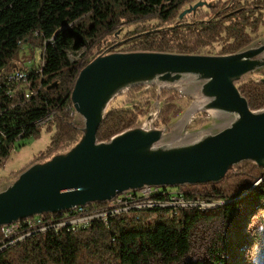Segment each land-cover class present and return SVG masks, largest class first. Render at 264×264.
I'll list each match as a JSON object with an SVG mask.
<instances>
[{
    "label": "trees",
    "instance_id": "trees-1",
    "mask_svg": "<svg viewBox=\"0 0 264 264\" xmlns=\"http://www.w3.org/2000/svg\"><path fill=\"white\" fill-rule=\"evenodd\" d=\"M194 1L0 0V157L8 156L7 143L32 135L42 121L48 128L53 126L51 144L16 173L69 150L79 141L82 124L74 121L69 93L80 69L99 55L125 51L197 54L214 43L221 45L219 54H231L254 40L257 25L250 22L251 14L264 8V0L229 10L224 6L220 11L211 10V14L199 7L184 9ZM153 16L159 21L150 25L145 20ZM31 39L41 48L43 66L41 71L37 66L27 75L33 94L26 97L24 85L17 83L13 91L14 87L5 85L2 77L11 71L8 65L20 45ZM82 47L85 51L72 60L70 53ZM235 84L250 110L264 108V78L238 80ZM182 97L177 90L157 91L152 85L128 87L109 101L96 132L97 141H109L115 134L140 124L155 100L163 103L155 125H167L178 113L173 101ZM119 98H123L121 102ZM263 173L264 167L244 160L220 181L208 183L215 192L225 188L237 193ZM163 194L159 190L154 195L165 199ZM230 194L226 197L233 198ZM242 198L214 207L211 213L198 207L139 208L145 210L141 215L115 213L106 223L93 219L78 230L51 228L34 232L1 249L0 264H226L218 252L207 262L190 261L187 255L194 243L193 231L203 218L215 215L221 223H234L243 200H264V182ZM260 202L248 224L255 236L264 233ZM157 209H172L174 213L167 218L160 216L159 221L157 216L150 220L145 215ZM42 215L60 219L59 213ZM3 236L0 227V241ZM241 246L236 242L233 250Z\"/></svg>",
    "mask_w": 264,
    "mask_h": 264
},
{
    "label": "water",
    "instance_id": "water-1",
    "mask_svg": "<svg viewBox=\"0 0 264 264\" xmlns=\"http://www.w3.org/2000/svg\"><path fill=\"white\" fill-rule=\"evenodd\" d=\"M263 51L264 43L223 55L125 51L95 57L80 69L69 93L74 111L83 119L79 141L30 165L0 190V227L45 212L109 200L143 185L217 182L244 160L264 167V108L250 110L235 84L264 63L256 58ZM184 73L205 78L206 107L236 112V121L180 147H158L161 130L143 127L97 141V129L114 96L134 85L156 78L175 80Z\"/></svg>",
    "mask_w": 264,
    "mask_h": 264
},
{
    "label": "rangeland",
    "instance_id": "rangeland-1",
    "mask_svg": "<svg viewBox=\"0 0 264 264\" xmlns=\"http://www.w3.org/2000/svg\"><path fill=\"white\" fill-rule=\"evenodd\" d=\"M253 1L260 0H195L192 5H185L184 9L187 10L193 5H197L193 7H199L211 14V10L220 11L224 6L227 7V10L231 9L233 6L240 8L249 5ZM145 21H148V24L152 25L153 22H158L159 20L153 16ZM251 21H255L257 25L256 33L252 34L254 40L239 51L248 48H257L264 43V8L255 10L251 14L250 22ZM220 49L221 45L219 43H214L211 46L203 48V51L197 54L223 55L219 54ZM84 51L85 48L82 47L79 51L70 53V58L75 60ZM40 57L41 48L31 39L20 45L19 49L14 53L8 67L10 69L20 67L26 68V66L29 65V68L33 69L39 64ZM256 58L264 62V51L258 54ZM248 78H264V63L253 71L243 75L240 80ZM205 82L206 79L199 74L184 73L175 80L169 79L162 81L157 79L153 82L144 83L147 87L151 85L156 86L157 91L160 88L177 90L183 97L173 101L174 108L178 109V113L171 118L167 125H155L159 109L163 105L162 102L155 100L151 102L150 108L144 119L135 127L160 129L161 137L157 146L166 149L193 144L230 126L236 121L238 114L232 111L225 112L218 109L207 108L206 106L209 98L202 93V87ZM121 100L120 98L118 99L120 102ZM74 121L81 123L83 126V119L77 112H75ZM52 127V124L50 128H48L46 122L40 123L37 125V129L32 135L17 140L13 144L7 143L10 152L8 156L4 158L0 157V190L10 185L22 171L19 173L16 172L32 162L38 153L45 151L50 146L53 133ZM263 182L264 173L258 176L249 187L239 190L237 193H231L225 188L219 192H215L210 188L211 184L208 182L166 187L159 186V190L162 192L165 191L166 194H163V196L166 198L162 200H167L170 206L184 207V204H181L182 202L173 198L177 195L178 198H181L183 195V200L192 201V204L194 203L192 207H198L206 213H211L214 207L223 205L226 202L240 200L249 190L261 185ZM229 194L234 197L227 198L226 196ZM259 202L261 203L260 211H264V200L252 202L243 200L239 206L240 216L234 223H221L219 216L215 215L203 218L193 231L192 240L194 243H192V248L187 258L190 259V261L196 259H205L206 261L210 256L215 257V255H218L215 254L218 252L221 259L226 264H264V233L255 236L254 229L248 226L249 221H251L250 217L252 213L256 211V206ZM200 203L203 205H200ZM144 211V209L133 210L131 214L141 215ZM173 213L174 211L172 209H157L154 211H146L145 215L149 216L150 220L157 216V220L159 221L160 216L167 218L171 217ZM255 238L258 239V241H254ZM236 242H239L242 246L233 250Z\"/></svg>",
    "mask_w": 264,
    "mask_h": 264
},
{
    "label": "built area",
    "instance_id": "built-area-1",
    "mask_svg": "<svg viewBox=\"0 0 264 264\" xmlns=\"http://www.w3.org/2000/svg\"><path fill=\"white\" fill-rule=\"evenodd\" d=\"M37 66H39V71H41L43 63L39 62ZM31 70L32 68L28 66L7 71L3 74L2 81L5 85L14 87L11 88L13 91L17 88V83H21L26 87L25 96L29 97L33 94V91L27 85V75ZM11 90L9 89L8 93H11ZM152 187L159 186L143 185L137 189L123 191L109 200L75 205L60 211V219L44 218L42 214H37L18 219L11 224L2 225L1 230L4 236L0 241V250L22 239V235H30L34 232H43L51 228H73L78 230L86 227L93 219H102L106 223L108 217L115 213L122 212L133 215L131 214L132 211L137 210L138 207H175L170 206L167 200L158 199L155 195H152ZM177 196L173 198L184 204L182 208L192 207V201L183 200V195L181 198Z\"/></svg>",
    "mask_w": 264,
    "mask_h": 264
},
{
    "label": "bare ground",
    "instance_id": "bare-ground-1",
    "mask_svg": "<svg viewBox=\"0 0 264 264\" xmlns=\"http://www.w3.org/2000/svg\"><path fill=\"white\" fill-rule=\"evenodd\" d=\"M157 80V78L156 79H153L152 80V82L153 81H156ZM159 191V187H152V195H154L156 192H158ZM165 192V191H164ZM167 192V191H166ZM166 194V193H165ZM162 195V194H161ZM194 204V203H193ZM192 204V205H193ZM200 205H203L202 203H200ZM139 208H151V207H138L137 209H139ZM57 213H59L60 214V212H57ZM56 214V213H55ZM51 216H53V215H51ZM50 216V217H51ZM60 217V216H59ZM70 229V228H69ZM70 231V230H69ZM25 235H22V238L24 237Z\"/></svg>",
    "mask_w": 264,
    "mask_h": 264
},
{
    "label": "crops",
    "instance_id": "crops-1",
    "mask_svg": "<svg viewBox=\"0 0 264 264\" xmlns=\"http://www.w3.org/2000/svg\"><path fill=\"white\" fill-rule=\"evenodd\" d=\"M29 66V65H28ZM28 66H26V67H28ZM22 68H24V67H22ZM15 69H21V67L20 68H15ZM15 69H11V70H15Z\"/></svg>",
    "mask_w": 264,
    "mask_h": 264
}]
</instances>
